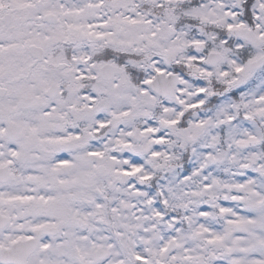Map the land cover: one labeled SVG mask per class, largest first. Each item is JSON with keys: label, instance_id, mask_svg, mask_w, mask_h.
<instances>
[{"label": "snow or ice", "instance_id": "snow-or-ice-1", "mask_svg": "<svg viewBox=\"0 0 264 264\" xmlns=\"http://www.w3.org/2000/svg\"><path fill=\"white\" fill-rule=\"evenodd\" d=\"M0 264H264V0H0Z\"/></svg>", "mask_w": 264, "mask_h": 264}]
</instances>
